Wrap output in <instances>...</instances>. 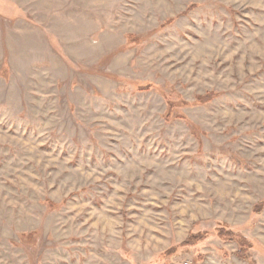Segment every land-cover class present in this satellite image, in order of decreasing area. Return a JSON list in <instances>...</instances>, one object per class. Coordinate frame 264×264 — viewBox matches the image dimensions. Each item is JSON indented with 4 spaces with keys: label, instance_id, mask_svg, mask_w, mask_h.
Returning <instances> with one entry per match:
<instances>
[{
    "label": "rangeland",
    "instance_id": "1",
    "mask_svg": "<svg viewBox=\"0 0 264 264\" xmlns=\"http://www.w3.org/2000/svg\"><path fill=\"white\" fill-rule=\"evenodd\" d=\"M185 261L264 264V0H0V264Z\"/></svg>",
    "mask_w": 264,
    "mask_h": 264
},
{
    "label": "trees",
    "instance_id": "2",
    "mask_svg": "<svg viewBox=\"0 0 264 264\" xmlns=\"http://www.w3.org/2000/svg\"><path fill=\"white\" fill-rule=\"evenodd\" d=\"M196 98H197V101H200V102L209 100V97H205V96H197ZM50 204H52V202H50ZM239 255L242 256L240 253Z\"/></svg>",
    "mask_w": 264,
    "mask_h": 264
},
{
    "label": "built area",
    "instance_id": "3",
    "mask_svg": "<svg viewBox=\"0 0 264 264\" xmlns=\"http://www.w3.org/2000/svg\"><path fill=\"white\" fill-rule=\"evenodd\" d=\"M184 264H193V263H190V262H186V261H185Z\"/></svg>",
    "mask_w": 264,
    "mask_h": 264
}]
</instances>
